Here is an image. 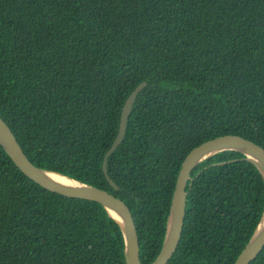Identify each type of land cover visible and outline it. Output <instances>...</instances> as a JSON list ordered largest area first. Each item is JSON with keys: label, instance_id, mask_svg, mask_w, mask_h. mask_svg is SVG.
<instances>
[{"label": "trees", "instance_id": "trees-1", "mask_svg": "<svg viewBox=\"0 0 264 264\" xmlns=\"http://www.w3.org/2000/svg\"><path fill=\"white\" fill-rule=\"evenodd\" d=\"M144 81L108 159L116 190L104 157ZM0 116L33 164L123 200L152 264L187 155L225 135L264 148V0H0ZM244 158L192 172L168 264H235L264 212ZM0 264H127L124 235L101 204L41 187L0 145Z\"/></svg>", "mask_w": 264, "mask_h": 264}, {"label": "water", "instance_id": "water-1", "mask_svg": "<svg viewBox=\"0 0 264 264\" xmlns=\"http://www.w3.org/2000/svg\"><path fill=\"white\" fill-rule=\"evenodd\" d=\"M146 84V81L140 83L126 99L121 112L119 131L104 157V173L110 185L116 190L119 187L109 177L108 159L122 142L137 95ZM0 145L19 170L41 187L64 196L74 197V199L89 200L101 204L122 230L125 240L126 263L142 264L137 225L129 206L123 200L106 190L92 186L90 183L33 164L23 152L13 131L1 116ZM226 151H234L242 154L245 157L244 160L250 162L257 168L264 180V148L251 140L238 135H225L206 141L193 149L182 163L173 194L164 243L160 254L152 264H168L180 245L186 217L187 187L192 185V172L204 161ZM64 178L67 179L63 180ZM263 249L264 212L254 234L237 258L235 264H251L257 259Z\"/></svg>", "mask_w": 264, "mask_h": 264}, {"label": "bare ground", "instance_id": "bare-ground-1", "mask_svg": "<svg viewBox=\"0 0 264 264\" xmlns=\"http://www.w3.org/2000/svg\"><path fill=\"white\" fill-rule=\"evenodd\" d=\"M62 178V177H61ZM67 178H64L63 180H66Z\"/></svg>", "mask_w": 264, "mask_h": 264}]
</instances>
